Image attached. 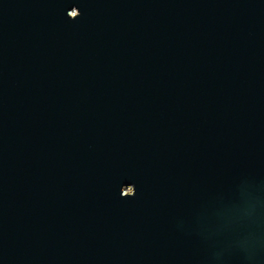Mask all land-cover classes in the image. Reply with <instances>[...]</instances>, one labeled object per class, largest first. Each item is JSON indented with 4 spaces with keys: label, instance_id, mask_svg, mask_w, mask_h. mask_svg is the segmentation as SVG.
<instances>
[{
    "label": "water",
    "instance_id": "1",
    "mask_svg": "<svg viewBox=\"0 0 264 264\" xmlns=\"http://www.w3.org/2000/svg\"><path fill=\"white\" fill-rule=\"evenodd\" d=\"M0 264H264V0H0Z\"/></svg>",
    "mask_w": 264,
    "mask_h": 264
},
{
    "label": "snow or ice",
    "instance_id": "2",
    "mask_svg": "<svg viewBox=\"0 0 264 264\" xmlns=\"http://www.w3.org/2000/svg\"><path fill=\"white\" fill-rule=\"evenodd\" d=\"M73 15H75V13Z\"/></svg>",
    "mask_w": 264,
    "mask_h": 264
}]
</instances>
